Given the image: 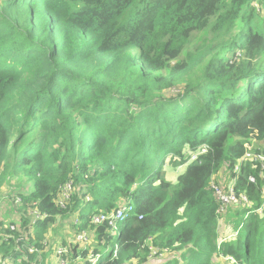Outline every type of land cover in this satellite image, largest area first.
<instances>
[{"label":"trees","instance_id":"obj_1","mask_svg":"<svg viewBox=\"0 0 264 264\" xmlns=\"http://www.w3.org/2000/svg\"><path fill=\"white\" fill-rule=\"evenodd\" d=\"M209 31L219 51H188ZM245 143L264 153V0H0V202L14 212L0 216V264H264V214L221 213L210 187L229 174L264 204L259 164L233 173ZM167 161L187 165L176 184ZM126 203L104 256L112 229L93 218ZM224 217L241 228L218 246Z\"/></svg>","mask_w":264,"mask_h":264},{"label":"built area","instance_id":"obj_2","mask_svg":"<svg viewBox=\"0 0 264 264\" xmlns=\"http://www.w3.org/2000/svg\"><path fill=\"white\" fill-rule=\"evenodd\" d=\"M237 56L240 57L239 54H237ZM243 146L245 148L244 156L234 166L233 173L238 174L240 172L241 166L247 162L258 163L260 166L259 176L264 182V153L262 151L260 153H254L253 146L250 144L245 143L243 144ZM205 149L206 148L203 147L199 153H204ZM196 158H197V154H193L190 159L193 161V160H196ZM233 180H234L233 185L227 190H224L221 184H216L214 181L210 182L211 190L213 191L215 198L217 202L219 203V211L222 213L228 207L237 205L239 208H242V209L247 208L248 210H251L254 213H257L258 215L262 216L264 214V204L258 206L257 208H252V203L248 200V198L245 195L242 194V195H239V197L237 196L235 192L236 178L234 177ZM248 181L252 184H255V178L253 176H249ZM71 187L72 185L69 182L66 186H64L61 189L60 195H59L60 200L58 201L59 206L63 207L64 201L69 199ZM263 193H264V189H263ZM19 201H20L19 198H16L15 203H18ZM133 212H134L133 206L131 204L126 203V204H122L114 212H111L109 214H102V215L94 217L93 221L94 223H97V224L107 221L108 225L111 227L112 232H113L115 230H118V225L124 222L128 217L132 216ZM30 215L32 216V223H33L36 220L38 215L34 210L30 211ZM240 228L241 226L237 230H235V235H237ZM10 229L14 230V227L10 226ZM86 240H87L86 232H82L81 234H78L76 236V241L79 243H85ZM33 251L34 249L32 248L29 249V252H33ZM64 253H65V248L63 247H59L56 250L57 255H62ZM115 255H116V251L114 250V256ZM165 255L166 253L164 252L154 251L151 256L153 257L157 256L158 258H162ZM99 258L100 256L98 255H95V256L90 255L87 257V260L89 264H96ZM57 264H68V263L62 257H59Z\"/></svg>","mask_w":264,"mask_h":264},{"label":"rangeland","instance_id":"obj_3","mask_svg":"<svg viewBox=\"0 0 264 264\" xmlns=\"http://www.w3.org/2000/svg\"><path fill=\"white\" fill-rule=\"evenodd\" d=\"M258 11H260V9L258 8ZM260 13L263 15V12L260 11ZM222 42L221 38L216 37L211 31L209 32H205V33H195L192 36V39L190 41V44L188 45V51H195L196 48H202L204 51L207 50V47L210 46L212 47V49L208 52H206V56L210 55L211 53L217 52L219 51L220 47V43ZM238 58V56H236V59ZM235 140H230L228 142V144L233 143ZM171 165H169V162L167 161L165 166H164V180L171 183V184H176V179L177 176L181 173H183L187 167V165L182 166L181 168H179L178 170H174L172 168H170ZM228 176L226 177V185L228 188H230L233 183H234V178H232L229 174H227ZM15 181V180H14ZM71 183V182H70ZM72 185V184H71ZM27 192L31 191V188L26 189ZM10 207V208H9ZM7 205L6 201H1L0 202V216L1 217H5V216H9V220L14 218V215L11 211V209H13V206H9ZM12 207V208H11ZM232 215V214H231ZM224 220V222H223ZM8 222V221H7ZM223 222L222 224H220L219 226L222 227V232L219 233L220 238H218L217 243L218 246L225 240L228 239V237H226L225 239H222L225 235H223L222 233H226L227 236H232L235 235L234 232L230 233V231H233L231 227V224L227 223L225 221V217L222 219ZM73 223H75L73 218H69L66 219L64 222H62V225L59 226L58 230H53V227L50 229V231L48 232L47 237H49V240L51 242H53L54 245L56 244H62L63 239L66 240L67 237H71L73 235ZM8 224V223H7ZM11 226V225H10ZM221 229V228H219ZM117 232L118 230H115L112 232V240L109 243V245L105 248H103L101 250L102 255H108L110 254V252L112 250H114V248L116 247V241H117ZM242 238L244 237L245 233L242 231ZM223 236V237H222ZM57 240V241H55ZM221 241V242H220ZM53 245H50L49 249H52ZM87 259V258H86ZM84 259L82 262L85 263ZM217 262L218 264H227L225 259H221V258H217ZM5 264V262L3 263Z\"/></svg>","mask_w":264,"mask_h":264},{"label":"crops","instance_id":"obj_4","mask_svg":"<svg viewBox=\"0 0 264 264\" xmlns=\"http://www.w3.org/2000/svg\"><path fill=\"white\" fill-rule=\"evenodd\" d=\"M220 228H221V229H219V227H218V232H222V227H220ZM50 258L53 259L51 255H50ZM56 261H57V260H56Z\"/></svg>","mask_w":264,"mask_h":264}]
</instances>
